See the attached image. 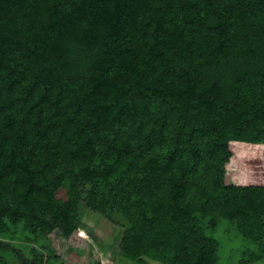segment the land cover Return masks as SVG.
<instances>
[{"label": "trees", "instance_id": "trees-1", "mask_svg": "<svg viewBox=\"0 0 264 264\" xmlns=\"http://www.w3.org/2000/svg\"><path fill=\"white\" fill-rule=\"evenodd\" d=\"M88 211L130 262L264 263V0H0V264Z\"/></svg>", "mask_w": 264, "mask_h": 264}, {"label": "rangeland", "instance_id": "rangeland-1", "mask_svg": "<svg viewBox=\"0 0 264 264\" xmlns=\"http://www.w3.org/2000/svg\"><path fill=\"white\" fill-rule=\"evenodd\" d=\"M224 230L222 226L219 233ZM123 233L124 230L120 226L111 224L98 213L88 211L85 213L81 228L71 237L64 238L57 230L48 237L52 248L64 264H138L119 255ZM12 244L17 249L26 246L20 241H14ZM2 251L4 255L2 264H14L16 256L12 250L8 248ZM226 260L227 258L223 257V264H227ZM144 264L162 263L146 258Z\"/></svg>", "mask_w": 264, "mask_h": 264}]
</instances>
